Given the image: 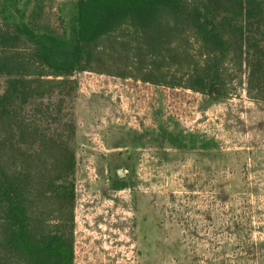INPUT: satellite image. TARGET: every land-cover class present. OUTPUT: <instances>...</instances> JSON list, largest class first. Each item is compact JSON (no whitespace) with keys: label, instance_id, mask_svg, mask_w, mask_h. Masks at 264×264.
Wrapping results in <instances>:
<instances>
[{"label":"rangeland","instance_id":"374dc122","mask_svg":"<svg viewBox=\"0 0 264 264\" xmlns=\"http://www.w3.org/2000/svg\"><path fill=\"white\" fill-rule=\"evenodd\" d=\"M0 14L75 49L77 0H0ZM74 76V264H264V101L245 75L223 99Z\"/></svg>","mask_w":264,"mask_h":264},{"label":"trees","instance_id":"16d2710c","mask_svg":"<svg viewBox=\"0 0 264 264\" xmlns=\"http://www.w3.org/2000/svg\"><path fill=\"white\" fill-rule=\"evenodd\" d=\"M260 3L77 0L70 54L59 37L43 34L36 44L30 26L0 14V264H74V74L133 77L222 99L242 74L248 97L264 101Z\"/></svg>","mask_w":264,"mask_h":264}]
</instances>
